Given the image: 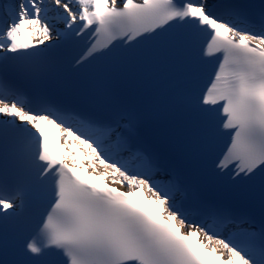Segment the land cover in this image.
<instances>
[{"label":"snow or ice","instance_id":"obj_1","mask_svg":"<svg viewBox=\"0 0 264 264\" xmlns=\"http://www.w3.org/2000/svg\"><path fill=\"white\" fill-rule=\"evenodd\" d=\"M0 264H264V0H0Z\"/></svg>","mask_w":264,"mask_h":264}]
</instances>
